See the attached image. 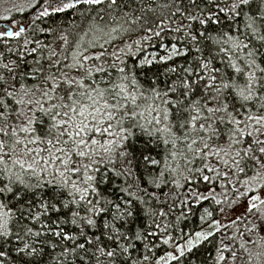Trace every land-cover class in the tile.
<instances>
[{
  "label": "snow or ice",
  "instance_id": "snow-or-ice-1",
  "mask_svg": "<svg viewBox=\"0 0 264 264\" xmlns=\"http://www.w3.org/2000/svg\"><path fill=\"white\" fill-rule=\"evenodd\" d=\"M3 11L0 264H205L208 245L211 264H264V0ZM169 184L188 189L175 221L177 196L153 191Z\"/></svg>",
  "mask_w": 264,
  "mask_h": 264
},
{
  "label": "trees",
  "instance_id": "trees-1",
  "mask_svg": "<svg viewBox=\"0 0 264 264\" xmlns=\"http://www.w3.org/2000/svg\"><path fill=\"white\" fill-rule=\"evenodd\" d=\"M166 2V0H160V3H164ZM185 2L187 3V0H185ZM31 15V11L29 10L27 15H25V13H18V14H15V17H24L25 19L28 18V16ZM57 21H64V27H69L73 22L74 24L76 25H86V21L82 19V17L78 14V13H73L72 11H69L67 13V15H60L59 17L56 18ZM39 25L42 27L44 26L45 24H50L51 22L47 20V18H45V20L43 21H40L38 22ZM30 37H31V30H30ZM35 38H38L42 41H45L47 43H55V37L53 35H46V34H42V33H39V32H36L35 33ZM19 39V38H18ZM10 43L12 44L13 47L16 46V41L15 40H11ZM20 43L22 44L23 43V40L20 39ZM31 46H34V45H30ZM160 51L159 49H156V48H148L146 49L145 51V55L146 54H149L151 52H158ZM155 70V69H153ZM153 191H156L160 196H161V199L163 200L164 199V194L165 193H169L170 195H176L177 196V199L175 201V204H176V208H175V213L174 215L170 216L169 219L175 221V215H179L180 214V211H184L186 214L188 213V210L187 208H182L181 204H180V200L181 199H184V196L185 194L188 192V189L187 188H181V189H173L172 188V185L169 184L168 186H161V189H153ZM219 191V189H218ZM221 199V201L223 202L224 200V197L223 196H220L219 197ZM169 203H171L172 201L169 199L168 201ZM194 203V202H193ZM213 207H215V204L214 202H211ZM246 205V201L244 202V204L240 205L238 210H237V214H239L240 211H243L244 209V206ZM196 208L199 209V211L196 213V214H188V218L185 220V219H182L181 222H180V228H183L184 232H188L189 230L193 229V228H196L199 224H200V220H199V215H200V212H202L203 208L205 207H208L209 210H212L211 207H209V202H202L201 205H194ZM217 211H218V208H217ZM235 217L232 216L230 219H234ZM226 220L225 219V223H228L229 220ZM243 227L244 225L241 223L240 224V230L242 231L243 230ZM236 231V229H228L227 232L229 235H231L232 232ZM179 232L178 230L176 232L173 233V235H178ZM220 237L218 236L217 239H219ZM156 243L159 244V240H156ZM168 246H165V245H161V250L156 252V255L159 256V255H162L163 254V249L167 248ZM238 247V245H237ZM207 250H201V252L197 253V260L198 261H204L205 264H211V257L215 255V251H214V248L213 246L211 245H208L206 246ZM153 262L155 261H152V264ZM239 264V262H238Z\"/></svg>",
  "mask_w": 264,
  "mask_h": 264
},
{
  "label": "rangeland",
  "instance_id": "rangeland-1",
  "mask_svg": "<svg viewBox=\"0 0 264 264\" xmlns=\"http://www.w3.org/2000/svg\"><path fill=\"white\" fill-rule=\"evenodd\" d=\"M13 3H24V0H7V3H0V15H5V14H7V13H5L4 11H3V9L5 8V7H11V5L13 4ZM15 14L16 13H14V17H15ZM15 18H17V19H19L18 17H15ZM3 23H5L4 21H0V24H3ZM10 23V22H9ZM152 53V52H151ZM157 53V55H160V54H163L162 53V51L160 50V51H158V52H156ZM150 54V53H149ZM149 54H146V55H149ZM232 216H230L228 219H230ZM228 219H226V220H228ZM153 264H155V262H153Z\"/></svg>",
  "mask_w": 264,
  "mask_h": 264
}]
</instances>
